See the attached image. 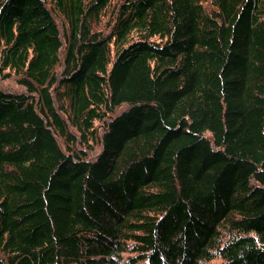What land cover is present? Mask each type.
<instances>
[{"label": "trees", "instance_id": "16d2710c", "mask_svg": "<svg viewBox=\"0 0 264 264\" xmlns=\"http://www.w3.org/2000/svg\"><path fill=\"white\" fill-rule=\"evenodd\" d=\"M0 264H264V0H0Z\"/></svg>", "mask_w": 264, "mask_h": 264}, {"label": "rangeland", "instance_id": "374dc122", "mask_svg": "<svg viewBox=\"0 0 264 264\" xmlns=\"http://www.w3.org/2000/svg\"><path fill=\"white\" fill-rule=\"evenodd\" d=\"M13 78L8 79L7 81H5V83L3 82L2 84L11 85L14 88H18V85H17L16 81L13 80Z\"/></svg>", "mask_w": 264, "mask_h": 264}]
</instances>
